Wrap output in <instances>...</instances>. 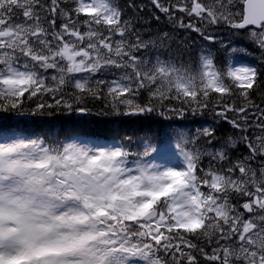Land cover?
I'll return each mask as SVG.
<instances>
[{
	"label": "snow or ice",
	"instance_id": "6c2138e0",
	"mask_svg": "<svg viewBox=\"0 0 264 264\" xmlns=\"http://www.w3.org/2000/svg\"><path fill=\"white\" fill-rule=\"evenodd\" d=\"M67 3L0 0V264H199V256L208 264H264V107L253 98L264 77V0H151L229 57L252 54L229 48L210 26L243 32L260 52V67L230 59L224 69L201 53L198 71L139 55L169 34L143 40L116 0ZM98 73L114 78L94 79ZM33 98L35 107H25ZM90 99L104 100L95 113L103 117L173 121L211 112L241 135L216 147L208 126L192 134L170 125L154 143L149 132L135 141L79 131L61 139L3 124L91 116ZM253 128L261 134L250 138ZM238 142L249 155L233 160Z\"/></svg>",
	"mask_w": 264,
	"mask_h": 264
},
{
	"label": "trees",
	"instance_id": "16d2710c",
	"mask_svg": "<svg viewBox=\"0 0 264 264\" xmlns=\"http://www.w3.org/2000/svg\"><path fill=\"white\" fill-rule=\"evenodd\" d=\"M117 4L123 9L124 19H134V31L138 32L141 38L145 41L155 39L158 35L163 33L169 34V39L165 40L161 45L157 42L156 47H150L145 53V56L149 58L160 57L161 60H168L174 63L177 67L189 68L192 71H198L200 66V48L197 41L199 34L189 29H182L171 22L165 14L161 13L151 3V0H116ZM167 3L168 0H162ZM71 4V0H68L67 4L62 6L68 7ZM129 4H135L137 7H129ZM177 17H183L184 22L188 23L190 20L193 23L200 24L194 17L189 18L184 13H175ZM159 17V19H157ZM85 19L86 17H82ZM82 19V20H83ZM81 20V19H80ZM60 21H57L59 24ZM203 38V37H202ZM128 39L134 41L135 35H130ZM205 40V39H204ZM207 42V40H205ZM207 50H211V54L214 57L215 64L218 68L224 69L229 63V56L223 59V48L208 43L205 45ZM249 53L254 54L255 51L258 54V58L254 59L255 65L261 66L259 60L260 52L254 45H249L246 48ZM264 71V67L261 68ZM73 91L71 85L65 88L66 93ZM264 93V77L261 78L259 88L253 93V98L256 103H259L263 98ZM148 93L141 90L140 95L137 97L139 102H144L147 99ZM48 100V97H45ZM50 102V100H49ZM37 103L36 98L31 101L25 100V107H35ZM104 100H89L88 107L93 110V115L83 117L79 115H68L55 113L52 116H35V117H20L17 119L5 120L3 122L5 128L13 127L14 131L21 133L22 135H34L40 134L43 136H59L64 138L65 134H70L74 131H79L86 134H96L108 139L124 140L131 136L135 141L138 135H142L144 132L154 134L153 142H158L163 139L165 133L169 129L170 125L182 126L185 130L191 132L193 129L203 126V123L215 119L211 112H206L203 115L186 114L182 120L164 121L158 117H153L148 120L138 119L136 117H103L95 115V113L101 109H104ZM206 120V121H204ZM215 128L214 133V145L219 147L227 138L237 133L239 130H235L230 124L222 122L219 125H213ZM203 140V139H202ZM205 142V141H204ZM206 145V144H205ZM205 147H208L207 145ZM241 147H245L241 145ZM135 150V148H133ZM210 150V147H209ZM240 149L230 151V155H235ZM203 160L208 161V157L205 156ZM202 160V161H203ZM205 250L209 251L207 245ZM199 256V254L197 253ZM199 264H208L202 256H199Z\"/></svg>",
	"mask_w": 264,
	"mask_h": 264
},
{
	"label": "rangeland",
	"instance_id": "374dc122",
	"mask_svg": "<svg viewBox=\"0 0 264 264\" xmlns=\"http://www.w3.org/2000/svg\"><path fill=\"white\" fill-rule=\"evenodd\" d=\"M203 2L204 3H209L210 2V0H203ZM17 19L18 20H20V21H23V17L22 16H17ZM59 25V24H58ZM83 30V29H82ZM212 34H214V35H216V36H218V37H220L221 39H223L224 40V42H225V44H227L228 45V47L230 48V47H232V46H237L238 44H236L237 42H240V43H243V42H249L246 38H245V35H244V33L243 32H241L240 34H237V35H233L232 34V30H230L227 26L226 27H224V28H221L220 30H218V31H216V30H214V31H212L211 32ZM117 39L119 38V37H116ZM230 42V43H229ZM212 43H214V44H216V45H219V46H221V44L219 43V42H212ZM227 50V49H226ZM201 53H203V52H200V54ZM227 53H228V50H227ZM205 54V53H204ZM139 55H143V56H145V53L144 52H141V53H139ZM146 58H148L149 60H152V61H154L155 60V58L153 57L152 59L151 58H149V57H147V55L145 56ZM233 61L234 62H236V60L235 59H233ZM243 63H246V62H243ZM52 73H51V71H50V73H49V75H51ZM117 75H119V72H117ZM114 77H113V75H111V74H108V73H98L95 77H94V79H104V80H111V79H113ZM214 122H217L216 120H214ZM261 133L259 132V130H256V129H250L249 130V133H248V135L250 136V138H254V135H260ZM239 137L240 136H238L237 138H235L234 140H237V141H239Z\"/></svg>",
	"mask_w": 264,
	"mask_h": 264
}]
</instances>
